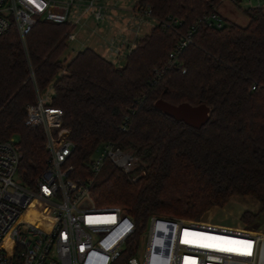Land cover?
<instances>
[{
	"label": "trees",
	"instance_id": "16d2710c",
	"mask_svg": "<svg viewBox=\"0 0 264 264\" xmlns=\"http://www.w3.org/2000/svg\"><path fill=\"white\" fill-rule=\"evenodd\" d=\"M224 1L138 0L134 9H149L157 24L122 67L89 48L62 62L71 23L39 21L23 41L15 29L0 36V141L19 138L23 183L46 169L42 131L25 120L37 93L51 86L49 105L62 110L74 146L69 178L92 181L97 208H121L139 234L151 216L197 221L247 197L260 206L240 217L250 230L264 212V9L244 10L246 27H199L177 64L167 65L179 40ZM157 100L203 104L209 120L194 130L157 110ZM106 143L130 151L137 167L126 173L105 160L92 174L89 158Z\"/></svg>",
	"mask_w": 264,
	"mask_h": 264
},
{
	"label": "built area",
	"instance_id": "2783aa9c",
	"mask_svg": "<svg viewBox=\"0 0 264 264\" xmlns=\"http://www.w3.org/2000/svg\"><path fill=\"white\" fill-rule=\"evenodd\" d=\"M83 3L0 0V36L15 29L23 41L34 25L44 20L71 23L75 29L79 18L71 20V7L81 12L96 7L93 1ZM95 9V20L102 21L101 12ZM138 13L150 18L149 9ZM224 26L217 11L205 13L169 53L167 65L177 64L199 27ZM72 31L67 41L75 39ZM40 95L37 93V103L26 109L25 126L42 131L48 156L46 169L31 186L25 185L18 173L22 153L14 137L0 141V264H264L259 232L244 226L226 228L201 219L151 216L137 234L134 220L121 208H97L89 194L92 181L69 178L73 168L66 166V161L74 146L62 127V110L49 105L50 97ZM99 152L98 158L89 162L94 175L105 160L126 173L136 163L130 151L110 143L103 144Z\"/></svg>",
	"mask_w": 264,
	"mask_h": 264
},
{
	"label": "rangeland",
	"instance_id": "374dc122",
	"mask_svg": "<svg viewBox=\"0 0 264 264\" xmlns=\"http://www.w3.org/2000/svg\"><path fill=\"white\" fill-rule=\"evenodd\" d=\"M56 2H66L67 0H55ZM136 0H129V5H134ZM254 8L256 5L249 6L247 4H233L229 2L228 0H225L220 6H219V15L223 19V23L225 25L228 24H235L239 27H246L248 24V18L244 14V10L248 8ZM99 8V11L102 14V21L97 22L95 20V12L96 9ZM94 9H90L87 12H81L78 8L75 6H72L70 9V17L71 20H76L79 18V22L75 26V29L72 31V34L75 36V39L73 41L67 42V48L61 55L60 60L62 62H69L77 52L82 51L86 48H95L96 45L100 42V32L102 29L106 26L104 23L109 19V16H115L117 14L115 8L107 7V6H98L96 4V7ZM217 9V10H218ZM98 12V10H97ZM108 17V18H107ZM136 22L135 25H139V31L137 36L143 37L146 35L151 27H153L156 24V21L152 20L151 18H146L142 16L140 13L135 14ZM140 19L143 21L140 22ZM114 20V19H113ZM112 19L110 21H113ZM115 22V21H114ZM86 24L81 28L80 25ZM128 56V52L125 51L124 54L120 57L119 62H117L116 65L122 67L125 62L126 58ZM53 90L50 86L44 93L40 95L41 98H45L48 96V98L52 97ZM14 140L16 143L19 144V138L17 136L14 137ZM100 152L99 150L95 151L94 154L89 158V162L98 158ZM135 158V165L134 168L137 167L139 164L138 158ZM133 168V169H134ZM240 197H233L228 200V202L225 204L223 208H213L209 212H207L201 220L207 223L212 224H218L221 226H230V227H240L243 226L240 222V217L244 212H259L260 206L259 204L251 199H239ZM247 229V228H246ZM249 230V229H248ZM251 231H256L261 233L262 239H264V212L261 214L258 222L253 225L250 228ZM264 259V258H263Z\"/></svg>",
	"mask_w": 264,
	"mask_h": 264
},
{
	"label": "crops",
	"instance_id": "0c3cea01",
	"mask_svg": "<svg viewBox=\"0 0 264 264\" xmlns=\"http://www.w3.org/2000/svg\"><path fill=\"white\" fill-rule=\"evenodd\" d=\"M83 1H84L83 4H86L89 1H93L95 6L97 4L99 7L103 6L104 4V6L115 8V10L117 11L116 12L117 14H115V16H109V19L104 22L106 26L100 32V42L98 43V45H96L95 48H89V49L95 51L97 54H99L101 57L112 63L114 66L120 67L116 64L117 62H119L122 54H124L125 51H127L129 54L130 51L134 48V45L137 42V40L142 38L137 36L140 24L135 25L136 22L134 21L136 20L135 14L138 13V11L134 9V6L138 2V0L135 1L134 5H129V0H83ZM249 1L252 3V5H256V7L259 6V8L264 9V0H241L239 4L241 3L247 4V2ZM218 11L219 9L217 10V13ZM111 19L114 20L110 21ZM142 21L143 20L140 19V22ZM156 24L153 27H155ZM85 25L86 24L83 23L80 26L82 28ZM153 27H151L149 31ZM239 199H248V198L246 197ZM255 213L256 212H254L253 214ZM207 224L214 226H221L215 223L214 224L207 223ZM221 227L237 228L230 226H221ZM262 235L264 236V234Z\"/></svg>",
	"mask_w": 264,
	"mask_h": 264
},
{
	"label": "water",
	"instance_id": "95a60500",
	"mask_svg": "<svg viewBox=\"0 0 264 264\" xmlns=\"http://www.w3.org/2000/svg\"><path fill=\"white\" fill-rule=\"evenodd\" d=\"M154 107L165 116L194 130H200L208 122L210 115V109L203 104L180 103L173 105L163 100H157Z\"/></svg>",
	"mask_w": 264,
	"mask_h": 264
},
{
	"label": "bare ground",
	"instance_id": "6f19581e",
	"mask_svg": "<svg viewBox=\"0 0 264 264\" xmlns=\"http://www.w3.org/2000/svg\"><path fill=\"white\" fill-rule=\"evenodd\" d=\"M259 235L261 234L259 233ZM262 256L264 258V239H262Z\"/></svg>",
	"mask_w": 264,
	"mask_h": 264
}]
</instances>
